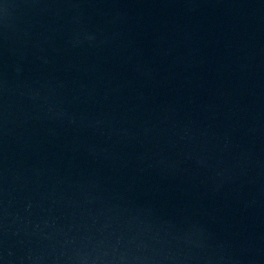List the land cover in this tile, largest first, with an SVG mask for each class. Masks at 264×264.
<instances>
[{
	"label": "water",
	"instance_id": "obj_1",
	"mask_svg": "<svg viewBox=\"0 0 264 264\" xmlns=\"http://www.w3.org/2000/svg\"><path fill=\"white\" fill-rule=\"evenodd\" d=\"M0 264H264V0H0Z\"/></svg>",
	"mask_w": 264,
	"mask_h": 264
}]
</instances>
